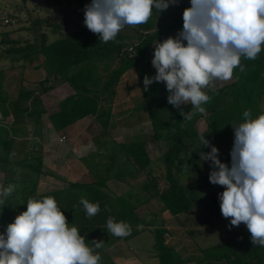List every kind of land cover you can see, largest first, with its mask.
I'll list each match as a JSON object with an SVG mask.
<instances>
[{
    "label": "rangeland",
    "instance_id": "374dc122",
    "mask_svg": "<svg viewBox=\"0 0 264 264\" xmlns=\"http://www.w3.org/2000/svg\"><path fill=\"white\" fill-rule=\"evenodd\" d=\"M89 3L91 0H0L1 109L3 117H14L15 110L9 109V106L17 101L22 86L27 91H32V98L27 102L20 103L21 111L23 106L28 107L32 118L25 112H21L19 116L31 122L30 130L35 143H38V137H35L37 133L34 131L35 118L39 115L41 124L48 123L47 113L58 110L59 98L55 94H50L49 91L53 88L50 85L53 82L63 84L61 91L65 96L71 93V88L60 79L41 54H36L25 60L20 54L9 53L8 49L14 47L15 44L26 45L28 43L26 41L40 43L42 32L46 33L49 42H52L85 28L84 7ZM173 7L185 10L190 7V0H179L177 6L169 7L170 10ZM165 14L166 11L164 10L153 11L154 26H158L162 17L167 18ZM60 16H66L69 23L62 21L61 29L56 32L45 23L33 29L37 20ZM6 18L10 19V23L5 22ZM133 27L134 25H125L121 29L130 43L135 42L138 36ZM128 50L132 52L133 46L129 47ZM161 83L166 85V82ZM226 83L227 81L214 79L202 91L208 94L227 85ZM185 103L186 105H181L182 108H186L190 101ZM81 123L62 133L63 136L59 139L58 146L54 147L51 144L48 146L47 152L39 151L36 154V157L42 159L44 170L48 171L50 175L38 176L31 168L18 165L24 159L28 160L29 163H34V156L29 152L32 143L27 145L25 153L22 150L14 151L12 149L8 163L1 160H6L7 152L0 144V168L8 167L7 170L0 169V188L5 183L15 185V190L7 198L1 196L5 203L0 205V226L3 225L7 228L9 224L14 222L17 215L26 211V203L30 199L42 200L45 197H52L57 201L61 211L64 212L69 227H77L80 235L85 237L86 244L93 239L104 241L100 248L88 245L92 248L94 255L99 254L98 264H158V259L153 258L155 252L152 247L154 244L152 230L158 226L168 228L169 243L175 245L176 249L182 253L193 251L197 246L204 248L218 244L233 234H244L251 238L246 225L241 223L239 226H231V218H224L221 214L220 203H214L209 197L211 192L218 194L224 191L225 186L210 183L209 173L212 169L210 162L204 160L203 154L210 150L199 151L198 148L202 147L200 140H191L189 141L191 143L186 145V154L183 158L189 161V164L186 166V170L179 175L181 183L189 191L194 192L195 206L193 211L178 219L170 214L159 199H154L137 210L138 216L144 223L127 224L130 233L146 227L141 234L127 241L125 238L128 236L117 237L108 229L105 230L108 219L97 216L89 218L84 215L85 209L80 204V200L86 199L92 204L103 202L112 206L113 203L118 204L119 198L122 196V202L126 208L137 203V195L132 190H139L142 183L147 179L146 174H134L126 177L123 181L115 177L123 170L131 171L133 169L131 163L125 162L119 145L128 141L146 142L147 150L152 159L150 172L157 179L161 188L166 184L162 158L168 146L165 142L155 140L146 104L134 70L129 71L123 77L117 88L113 117L108 130L105 132L94 118L84 119ZM198 130L201 133L206 130L205 119L198 123ZM2 134L5 135H0V138L7 139L9 137L4 132ZM40 140L43 141L42 138ZM232 145L233 143L219 149V159L229 166ZM35 147L38 151L39 147ZM113 153H116L114 162L111 158ZM107 177L109 179L105 180ZM202 177H207V179L196 182ZM71 181L90 184L95 182V185L89 189H65ZM37 191L38 193L54 192L39 198L32 197V194L36 195ZM71 210H74L73 215H71ZM117 253L124 255V257L119 259Z\"/></svg>",
    "mask_w": 264,
    "mask_h": 264
},
{
    "label": "trees",
    "instance_id": "16d2710c",
    "mask_svg": "<svg viewBox=\"0 0 264 264\" xmlns=\"http://www.w3.org/2000/svg\"><path fill=\"white\" fill-rule=\"evenodd\" d=\"M153 11H156L154 7ZM153 11L146 23L134 25L133 28L138 36L133 43L128 42L121 30L114 40L105 43L99 39L100 34H94L85 27L52 42H49L48 35L42 32L40 43L26 41L28 42L26 45L15 44L14 47L8 49L9 53L20 54L25 60L41 54L60 79L70 86L71 93L59 102L58 110L49 115L54 129L60 134L87 118H94L106 132L113 117L117 88L129 71L136 72L155 140L165 142L168 146L162 158L166 184L161 188L150 172L152 159L146 142L128 141L121 143L119 148L125 157V162L131 163L133 169L123 170L115 177L123 181L134 174L147 175L141 188L137 191L132 190L137 195V203L126 205L125 208L122 196L118 204L113 203L112 206L94 201V204H99L100 208L95 215L98 218L112 217L114 222L123 221L132 225L144 223L138 216L137 210L154 199H159L170 214L178 219L193 211L194 192L189 191L179 178L189 164V161L183 158L186 154V145L191 143L189 142L191 140H199L200 136H205V139L218 149L224 148L233 143L232 124L244 123L243 113L246 110L251 113L250 119L264 114L263 44L255 59L241 57L240 62L244 70L241 71L240 67L233 70L232 83L206 94L209 100L201 105L205 108L203 113L194 109L191 114H187L185 108H183L184 113H181L179 109L174 108L168 103V90L161 82H154L145 91L144 76L156 75V69L151 63L155 43H162L169 36L175 37L183 27L184 9L173 7L171 10L170 8L164 10L167 18L162 17L158 26H154ZM62 21L69 23L66 16L37 20L33 29L45 23L56 32L61 29ZM184 44L186 45V41ZM132 46L133 51L130 52L128 49ZM32 95V91H27L22 86L15 102L16 115L19 112V104L30 100ZM0 100H2L1 94ZM3 116L0 103V120ZM36 119H39V115ZM202 119L206 121V130L201 133L198 130V123ZM0 144L7 152L6 160L0 159L8 163L13 141L12 139L0 140ZM198 150L206 152L210 148L199 147ZM111 158L114 162L116 153L111 154ZM33 159L34 163H29L24 159L19 161L18 165L31 168L38 176L50 175L44 170L40 157H33ZM108 179L109 177L105 178V180ZM206 179L207 177H202L196 182ZM93 185L95 182L90 184L71 181L65 189H89L93 188ZM33 196L34 198L42 197L34 193ZM209 197L214 203H220L217 193L211 192ZM117 205L118 207H115ZM83 214L87 215L86 210ZM145 229L146 227L132 231L128 238L131 239L141 234ZM152 233L153 250L159 264H264V247L253 246L251 238L244 234H233L218 244L204 248L197 246L193 251L182 253L176 249L175 245L169 243L170 234L167 227H155Z\"/></svg>",
    "mask_w": 264,
    "mask_h": 264
},
{
    "label": "clouds",
    "instance_id": "9594fccd",
    "mask_svg": "<svg viewBox=\"0 0 264 264\" xmlns=\"http://www.w3.org/2000/svg\"><path fill=\"white\" fill-rule=\"evenodd\" d=\"M179 0H91L84 7V24L103 42L114 40L125 25L146 23L153 11L177 6ZM183 27L175 37L169 36L154 45L151 61L156 75H145L144 90L154 82H166L167 101L184 113L181 105L190 101L193 109L203 113L201 105L209 100L202 91L211 81L232 78L240 67L241 57L255 59L264 44V0H190L182 14ZM186 41V45L184 44ZM192 109V111H193ZM191 111V112H192ZM190 112V113H191ZM189 114V113H187ZM232 124L233 145L230 166L219 159V149L205 136L202 147L210 148L204 160L210 162L209 181L225 186L218 193L221 214L231 218V226L246 225L253 246L264 247V114ZM15 190L8 185L0 191L7 198ZM26 211L17 215L4 233H0V264H98L95 248L104 241L85 243L77 227H69L64 212L52 197L30 199ZM89 218L99 211V204L81 199ZM107 229L117 237L130 235L128 225L107 221Z\"/></svg>",
    "mask_w": 264,
    "mask_h": 264
},
{
    "label": "crops",
    "instance_id": "0c3cea01",
    "mask_svg": "<svg viewBox=\"0 0 264 264\" xmlns=\"http://www.w3.org/2000/svg\"><path fill=\"white\" fill-rule=\"evenodd\" d=\"M221 81V80H219ZM227 83L226 84H230L233 82V77L229 80H226ZM58 82H53L50 86L53 87L52 89H50V94H55L57 98H59V101H58V104L59 102L64 99L66 96L65 94L62 93L61 91V88L63 86V84H57ZM12 108V109H16V105L13 103L12 106H9V109ZM18 109H19V112H18V115L15 114L14 117H8V118H5L3 117V119L0 120V135L4 136L5 134H2V132L6 133L7 135H9V139H12L13 141V144H12V149L15 151V150H22L24 153L26 152V149H27V145L32 143L31 145V153L34 157H36V154H38L39 151H44V152H47L48 151V146L49 145H53L54 147L58 146V142H59V139L63 136L62 134L60 133H57V131L54 129L50 119H49V115L51 113H53L54 111H49L47 113V116H48V123H43L41 124V122L39 121L40 119H36L34 120V124H35V128H34V131L37 133L35 135V137L38 139V143L34 142V138L32 136V133H31V122L27 121V119H23L20 115L21 112H25L28 114V116L30 118L31 117V114H30V111L28 109V107L26 106H23L22 107V111L20 109V104L18 106ZM13 116V115H12ZM82 122V121H81ZM79 123V124H82V123ZM33 131V132H34ZM10 135H11V138H10ZM49 135V137H48ZM7 138V139H8ZM40 138L43 139V141L40 140ZM0 140H6L5 138H0ZM110 140V139H109ZM44 145H43V144ZM35 146H38L39 149L37 151L36 147ZM8 168V167H7ZM7 168H0L1 170H7ZM42 180V179H41ZM8 184H3L0 188V191L7 187ZM68 187V186H67ZM51 192H54V191H45V192H41V193H36V196H43L45 194H48V193H51ZM4 198H1L0 196V205L5 203L4 201ZM66 208H67V205H66ZM71 215H73L74 211L71 210ZM3 223V222H2ZM1 223V224H2ZM6 230V227L5 226H0V233H4ZM125 240H129L128 237L125 238ZM153 247V246H152ZM119 259H122L124 257V255H119L117 253ZM153 258H156V257H153ZM159 264V263H158Z\"/></svg>",
    "mask_w": 264,
    "mask_h": 264
},
{
    "label": "water",
    "instance_id": "95a60500",
    "mask_svg": "<svg viewBox=\"0 0 264 264\" xmlns=\"http://www.w3.org/2000/svg\"><path fill=\"white\" fill-rule=\"evenodd\" d=\"M192 107H193V105L189 104V105L185 108L186 113H190Z\"/></svg>",
    "mask_w": 264,
    "mask_h": 264
},
{
    "label": "built area",
    "instance_id": "2783aa9c",
    "mask_svg": "<svg viewBox=\"0 0 264 264\" xmlns=\"http://www.w3.org/2000/svg\"><path fill=\"white\" fill-rule=\"evenodd\" d=\"M5 22L8 24L10 23V19L9 18H6Z\"/></svg>",
    "mask_w": 264,
    "mask_h": 264
}]
</instances>
